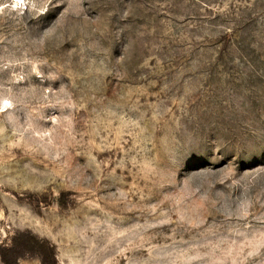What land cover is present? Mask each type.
<instances>
[{
    "label": "rangeland",
    "instance_id": "1",
    "mask_svg": "<svg viewBox=\"0 0 264 264\" xmlns=\"http://www.w3.org/2000/svg\"><path fill=\"white\" fill-rule=\"evenodd\" d=\"M20 231L264 264V0H0V264Z\"/></svg>",
    "mask_w": 264,
    "mask_h": 264
},
{
    "label": "trees",
    "instance_id": "2",
    "mask_svg": "<svg viewBox=\"0 0 264 264\" xmlns=\"http://www.w3.org/2000/svg\"><path fill=\"white\" fill-rule=\"evenodd\" d=\"M64 198L65 194H62L59 200L62 205L65 203ZM15 242L16 246L17 242L23 243V245H20L19 248L13 246L8 248L16 251L12 259L8 256L7 248L1 250L4 264H19V258L24 252L36 254L40 258L41 264H59L56 245L50 239L40 237L32 231H20L14 238V244Z\"/></svg>",
    "mask_w": 264,
    "mask_h": 264
}]
</instances>
